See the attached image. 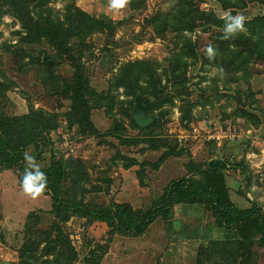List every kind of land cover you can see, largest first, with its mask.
<instances>
[{
    "label": "rangeland",
    "instance_id": "374dc122",
    "mask_svg": "<svg viewBox=\"0 0 264 264\" xmlns=\"http://www.w3.org/2000/svg\"><path fill=\"white\" fill-rule=\"evenodd\" d=\"M133 1L137 0H130L119 14L108 11L109 0H51L48 4L60 22H65L73 6L110 23L109 29L90 32L81 46L78 39L70 43L71 55L83 65L85 90L97 95L86 98L99 137L82 136L76 127L69 129L63 117L70 111L63 85L70 82L74 72L66 57H62L65 62L61 65L48 68L43 61H58L57 52L45 42L21 44L23 29L9 15L0 17V112L11 118L27 114L31 108L58 115L59 125L48 136V146L39 150L30 147L28 151L41 169L53 159L67 164L81 161L86 177L75 183L73 193L84 205L129 204L133 209H146L170 182L190 175L192 166L220 161L227 165L223 173L234 206L247 209L255 204L264 212V63L254 60L247 73L234 74L230 68L226 73L230 61L222 58L212 41L224 25L198 24L192 31H178L179 27L171 24L162 32L150 20L173 12L182 0H144L135 9ZM226 3L233 5L232 10H222L216 0H202L199 9L218 20L224 19V12L243 14L246 22L257 19L254 29L251 27L256 35L264 32V0ZM246 29L243 34L251 36L252 30ZM190 43L198 60L187 52ZM209 45L215 52L212 59L207 52ZM78 49L81 55H77ZM120 82H130L144 94L152 92L157 83V96L163 104L149 110L157 120L149 131L141 133L130 126L125 111L132 110L135 96L128 91L129 85L119 86ZM240 109L255 114L259 122H251ZM122 137L152 143L125 146L120 142ZM170 150L183 153L168 157L158 169L139 166L156 163ZM71 184L67 181L68 190ZM46 193L35 200L24 196L17 170L0 169V264H19V250L31 234L25 227L49 232L52 237V229L61 228L76 253L72 264H91L85 261L93 250L98 256L104 252L99 264H196L200 247L232 236L199 204L176 205L172 218L156 220L141 237L109 235L106 224L76 217L61 224ZM33 216L37 220H32ZM42 248L40 245L31 264L54 261L53 256L41 252ZM253 252L252 264H264V249L256 244Z\"/></svg>",
    "mask_w": 264,
    "mask_h": 264
},
{
    "label": "trees",
    "instance_id": "16d2710c",
    "mask_svg": "<svg viewBox=\"0 0 264 264\" xmlns=\"http://www.w3.org/2000/svg\"><path fill=\"white\" fill-rule=\"evenodd\" d=\"M216 1L224 11L233 8V5L226 3V0ZM50 2L51 0H0V17L9 15L20 23L23 29V33L20 34L21 44L34 45L45 42L57 52L58 61L54 59L43 61L48 68L61 65L65 62L62 61V57H66L74 72L70 82H64L63 85L62 93L66 100L70 101V111L63 117L67 121L69 129L76 127L82 136L99 137V131L91 122L92 106L86 98L87 95L90 98L97 95L93 92L89 94L85 90L83 65L81 61H77L71 55L70 43L78 39L79 46H81L90 32L103 28L109 29V26L106 22L88 16L73 6H71L72 11L65 17V22H60L59 18L52 16L51 9L48 7ZM139 2L143 4L144 0L133 1L132 8H138ZM201 2L202 0H196V2L182 0L178 2L173 12L155 15L150 23L161 29L162 32L171 24L178 26V31L181 28L192 31L198 24L203 27L207 25L216 27L225 24V19L218 20L214 15L200 11L199 4ZM256 22L257 19L248 21L245 23V27L252 30L256 26ZM252 32L251 36L242 33L233 40L222 39L223 32L212 36V41L216 45L215 48L223 56L222 58L225 61H230L227 64L224 63L227 66L224 70L226 73L229 71L234 74L238 72L247 73L254 60L264 63V32H259L257 35L255 30ZM204 33H209V30L204 31ZM187 52L192 57H196L191 49V43L187 46ZM76 53L81 55L82 51L78 49ZM224 53H227L228 59ZM195 59L198 60V57ZM228 68H230L229 71H227ZM184 74L181 76L183 77ZM154 82H157L155 77ZM158 83H160V79H158ZM119 86H128V91L131 90V94L135 98L137 95L145 97L147 99L145 108L148 115L150 114L149 110H152L151 107L155 108L163 104L157 96L159 89L157 83L153 85V91L146 94L139 91L137 87H132L133 84L130 82H120ZM153 99L159 102L155 104L152 102ZM132 110L127 109L125 111L130 126L141 133L149 131L150 127L140 129L135 125L132 120ZM240 110L241 114L248 117L251 122H259V118L255 114L245 109ZM58 120L57 114H47L39 110L33 111L31 108L27 114L11 118L0 112V169H16L19 182L26 167L23 159L24 152L28 151L30 147H34L36 150L47 147L48 136L57 130ZM119 128L122 127L119 126ZM108 134L112 135V133ZM121 140H123L120 141L121 144L125 146L130 145V143H152L146 139L132 141L133 139L127 137H122ZM164 147L167 146L164 145ZM182 153L181 150L177 152L170 150L169 153L161 156L156 163H141L139 166L143 169V166L149 165L158 169V166L168 157H179ZM129 161L135 163L133 160ZM81 163V161H75L67 164L62 159H53L48 167L42 169L48 178L46 194L51 199V211L61 224H65L71 217H76L86 219L89 222L98 221L106 224L110 231L109 235L141 237L156 220L172 218V211L176 205L199 204L209 210L215 218L216 224L230 232L232 236L224 241H212L205 248L200 247L196 255V264H252L254 245L258 244L260 248L264 249V212L255 204L247 209H239L234 206L230 200L229 189L223 173V169L227 165H224L223 162L212 161L202 167L192 166L190 175L170 182L162 195L146 209H133L129 204L92 207L78 201L73 193L76 188L74 185L86 177V170L83 169ZM191 164L190 162L189 165ZM67 181L72 182L71 186H73L69 190L66 187ZM32 218V220H37L34 216ZM26 228L28 229L27 234H31L25 239L26 241L19 250L21 258L19 264H31L32 258L36 259L40 245H43L41 252L45 256L54 257L53 262L45 264H72L75 262L74 247L61 228L55 226L52 229L53 232L51 233H54L55 237H52L49 232H34L32 229ZM94 251L90 253L91 256L85 261L86 263L99 264L104 252L98 256Z\"/></svg>",
    "mask_w": 264,
    "mask_h": 264
},
{
    "label": "clouds",
    "instance_id": "9594fccd",
    "mask_svg": "<svg viewBox=\"0 0 264 264\" xmlns=\"http://www.w3.org/2000/svg\"><path fill=\"white\" fill-rule=\"evenodd\" d=\"M129 3L130 0H109L107 8L109 12L119 14L121 10L127 8ZM223 15L225 24L222 29V39L233 40L247 31L245 27L247 18L243 14L232 15L230 12H224ZM207 52L210 59L214 58L215 52L211 45H209ZM219 71L222 73L223 69ZM23 159L26 167L20 176L19 185L24 196L35 200L46 193L48 178L36 161L34 154L25 151Z\"/></svg>",
    "mask_w": 264,
    "mask_h": 264
},
{
    "label": "water",
    "instance_id": "95a60500",
    "mask_svg": "<svg viewBox=\"0 0 264 264\" xmlns=\"http://www.w3.org/2000/svg\"><path fill=\"white\" fill-rule=\"evenodd\" d=\"M146 100L147 99L145 97L137 95L134 100V108H132L133 110L131 112L133 122L140 129H145L154 122V117L152 115H148L146 112Z\"/></svg>",
    "mask_w": 264,
    "mask_h": 264
}]
</instances>
